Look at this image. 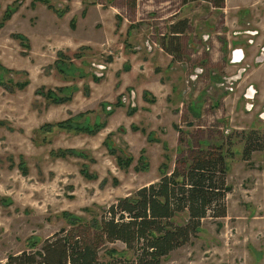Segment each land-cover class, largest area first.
I'll use <instances>...</instances> for the list:
<instances>
[{
    "label": "rangeland",
    "instance_id": "obj_1",
    "mask_svg": "<svg viewBox=\"0 0 264 264\" xmlns=\"http://www.w3.org/2000/svg\"><path fill=\"white\" fill-rule=\"evenodd\" d=\"M92 1L96 0H50L53 7L67 10L60 17L46 3L31 5L32 0H0V21L9 6L18 7L11 19L0 27V64L20 72L8 73L4 79L30 81L26 88L14 86L13 90L0 82V121L5 122L0 126V264H8L11 255L27 250L29 238L42 242L69 227L63 211L90 220L101 214L104 207L148 185V179L159 180L161 164L168 163L169 170H172L176 159L181 156L177 150L179 130L183 131L184 140L196 148H206L208 142H225L229 146L227 183L231 190L226 197L227 215L204 218L201 231L187 244L163 258L160 264H264V139L255 143L259 149L253 150L249 160L243 158V133L250 130L264 132V116L261 115L264 106V62L253 67V73L260 72L261 80L255 84L258 94L251 108L245 103L242 93L246 84L255 80V74L244 81L242 69L238 70L241 60L230 61L232 65L227 71L221 65L216 66V74L225 76V81L220 84H217L219 80L216 78L212 79L213 72L210 76L208 72H203L196 80L189 75L184 76V82L176 80L177 86L186 85V104L190 103V99H199L198 113L186 109L183 117L177 116V120L172 122L168 121L164 112L144 109L149 112L138 115L136 119L134 117L131 127L121 125L123 129L118 128L111 138L118 148V155L134 157L127 169L118 165L116 154H111L105 146L104 140L109 134H104V128L96 135L41 128L46 123L68 117L70 108L82 111L83 118L90 115L93 120L95 113L102 108L106 109L105 113L113 111L118 102L123 101L122 95H116L113 77L108 78L105 69L92 65V62L103 65L107 61L105 57H99L96 51L88 53L85 46L74 51L63 48V44L58 49L54 47V36L57 34L62 41L73 35L88 34L84 31L89 29L84 27L73 31L87 19L83 20L85 14L82 10L93 5ZM199 3L191 4L195 10L193 20L207 12V4ZM213 19L217 22L213 34L219 39V46L224 41L236 43V46H230V50L228 48L226 54L218 50L212 53L220 63L224 59L229 62L228 54L239 50L238 43H243L245 30H258L255 42L259 47L264 43V0H226L225 8L216 10ZM17 33L29 37V47L15 37ZM94 36L98 38L97 34ZM84 54L87 56L84 57ZM57 61H63L65 66L72 64L70 67L82 70L83 76L78 70L70 69L72 74L61 71ZM188 64L195 66L190 60ZM62 86H77V90L71 93V100L62 104L53 103L37 93L40 88L57 90ZM58 93L64 94L61 91ZM145 93V101L156 102L152 94L148 95L155 98L154 101L149 96L147 99ZM124 94L125 105H128L135 97L128 90ZM199 95L200 98H197ZM137 111L138 107L130 115ZM122 120L128 122L127 119ZM150 138L155 140L150 141ZM201 142L204 144L201 145ZM182 147L189 150L186 143ZM60 148L83 151L86 157L70 155L62 158L50 154L51 150ZM142 154L149 162V170L137 171ZM168 155L170 160L167 161ZM83 165L98 178L83 176ZM107 246L125 249L121 241L108 243ZM100 258L103 264L109 260L104 250H101Z\"/></svg>",
    "mask_w": 264,
    "mask_h": 264
},
{
    "label": "trees",
    "instance_id": "obj_2",
    "mask_svg": "<svg viewBox=\"0 0 264 264\" xmlns=\"http://www.w3.org/2000/svg\"><path fill=\"white\" fill-rule=\"evenodd\" d=\"M35 1L48 4L60 17L67 11L53 7L50 0ZM206 1L221 9L225 6L226 0ZM17 8L9 6L6 9L0 21V27L11 19ZM187 29L188 20L180 21L178 26H172V30H176L174 32H185ZM15 37L20 39L26 47L30 46L29 39L24 34L17 33ZM171 39L174 38L171 37ZM164 47L174 53H176L174 48L179 49L178 45L171 48L164 44ZM56 64L67 74H72L71 69L78 70L83 76L82 70L75 66L70 67L72 64L65 66L63 61H57ZM125 69L127 70L128 67L126 66ZM12 72L20 71H14L0 64L2 85L10 90H13L14 86L24 89L29 85V80L5 81V75ZM23 73L26 74L27 71ZM57 90L64 94L60 95ZM57 90L40 88L37 93L53 103L62 104L71 100V93L77 90V86H62ZM148 94V92L145 93L147 99H149ZM154 99L150 100L154 101ZM118 103L121 104L120 101ZM136 109L137 107L132 106L128 113L133 114ZM111 113L112 110L107 111L108 115ZM83 116V113H79L61 121L46 123L41 128L48 127L49 131L58 128L96 135L106 127V121L84 122L81 121ZM1 125H5V122L0 121ZM179 132L181 134L177 150L181 156L176 159L172 170H169L168 163H162L159 168V180L139 188L129 196L119 198L115 203L104 207L101 214L93 216L90 220L70 211H63L62 215L69 227L63 228L42 242L29 238L28 249L20 254L11 255L8 264H103L100 258L101 250H104L109 257L104 264H160L163 258L187 244L201 231L204 218L225 217L227 215L226 197L231 190L227 183L229 146L225 142L220 144L208 142L206 148L204 146L196 148L190 146L189 141L184 140L183 131L179 130ZM111 134L106 137L104 144L111 154H116L118 165L127 169L131 166L134 157L118 155V148L113 144ZM243 134L245 139L243 158L249 160L253 150L259 149L255 147V143L261 138L264 139V132L250 130ZM154 140L150 138V141ZM183 143L189 146L188 151L183 149ZM203 144L204 142H201V145ZM50 154L53 157L62 158L70 155L86 157L83 151L73 148L53 149ZM166 160H170L169 155L166 156ZM85 166L81 168L82 175L88 179H97L98 176L88 172ZM136 170H149V162L143 154L139 157ZM87 210L90 211V208ZM116 241L123 242L125 249L118 250L107 246L108 243Z\"/></svg>",
    "mask_w": 264,
    "mask_h": 264
},
{
    "label": "crops",
    "instance_id": "obj_3",
    "mask_svg": "<svg viewBox=\"0 0 264 264\" xmlns=\"http://www.w3.org/2000/svg\"><path fill=\"white\" fill-rule=\"evenodd\" d=\"M37 2L41 1L32 0L31 5ZM194 2H200V5L207 4V12L197 15L196 20H193L194 5H191ZM224 8L225 6L221 9ZM216 10L219 8L206 0H96L93 5L83 8L82 12L85 14L83 20L87 19L77 25L73 32L84 27L89 29L84 31L88 34L78 37L73 35L66 41H62L59 38L61 36L57 34L54 36V47L58 49V46L63 44V48L74 51L85 46L88 53L96 51L99 57H105L107 61L103 65L96 62H92V65L105 69L108 78L113 77L116 95H122L123 101L114 107L109 116L107 112L105 113L106 109L102 108V111L95 113L93 120L88 115L82 117L81 121L94 123L97 120H107L103 131L108 135L118 128L123 129L121 125L131 127L134 117L136 119L138 115L149 112L144 109L164 112L168 121L172 122L177 120V116L183 117L186 109L197 114L199 99L196 101L190 99V103L186 104L185 99L188 97L186 85L182 83L177 86L176 80L184 82L185 75L196 80L203 72H208L210 76L211 71L217 70V65L223 66L224 71L230 69L227 59L220 63V60L212 56L217 50L223 53V45L219 46V39L213 34V29L217 25V22L213 21ZM183 20H188V29L185 32H174L176 30H172V26H178ZM71 23L74 27V21ZM55 33L57 30L53 31V35ZM94 34L98 35L97 39ZM164 44L171 48L178 45L179 49L174 48L176 51L174 53L167 50ZM231 45L232 42L229 43V50L232 48ZM60 51L62 52V50L58 52ZM230 54L228 60L231 59ZM189 60L194 67L189 66ZM126 65L129 68L124 71ZM126 90L131 91L135 97H132L133 100L128 105H125ZM145 92L152 94L156 102L145 101ZM103 94L105 96V93ZM197 98H200V95ZM129 105L138 107L134 115L128 114ZM70 112L65 119L82 111L70 108ZM122 119H127L128 122L125 123ZM155 180L148 179L147 184Z\"/></svg>",
    "mask_w": 264,
    "mask_h": 264
},
{
    "label": "flooded vegetation",
    "instance_id": "obj_4",
    "mask_svg": "<svg viewBox=\"0 0 264 264\" xmlns=\"http://www.w3.org/2000/svg\"><path fill=\"white\" fill-rule=\"evenodd\" d=\"M258 35H259L258 30H252V29L245 30V37H244L245 39H243V43H238L239 50L241 49V53L238 52V50L237 51L232 50L230 54L231 59L229 60V62L226 60L227 63H229L230 65H232L231 62L234 59L241 60V65L238 67V70L242 69L244 81L250 78L252 74H255L256 81L252 80V82H249L248 84H246L245 91L242 93V95L244 96V99L246 100L245 103H247V106H249L250 108L254 104L255 98L258 94V90L255 84H257V82L261 80L260 72L253 73V67L257 63L264 62V43L262 42L259 47V44H256L255 42V37H257ZM231 42H232V45L236 46V43L234 41H231ZM228 48H229L228 42L226 43V41H224L222 50L225 54L227 53ZM212 72L214 74H212ZM211 74H212L211 76L212 79L216 78L217 80H219V82L215 81L217 82V84L222 83L223 80L225 81L224 79L225 76L221 75L219 77L216 74V71H211ZM261 115L264 116V106H263V112L261 113Z\"/></svg>",
    "mask_w": 264,
    "mask_h": 264
},
{
    "label": "water",
    "instance_id": "obj_5",
    "mask_svg": "<svg viewBox=\"0 0 264 264\" xmlns=\"http://www.w3.org/2000/svg\"><path fill=\"white\" fill-rule=\"evenodd\" d=\"M238 52H240L241 53V49L240 50H238ZM236 53V52H235ZM240 73H241V71H240ZM242 74V73H241ZM236 79V78H235ZM235 79H233V80H235Z\"/></svg>",
    "mask_w": 264,
    "mask_h": 264
}]
</instances>
